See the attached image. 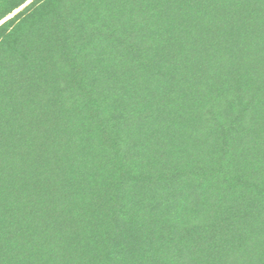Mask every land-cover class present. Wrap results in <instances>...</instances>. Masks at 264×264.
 <instances>
[{"label": "trees", "instance_id": "obj_1", "mask_svg": "<svg viewBox=\"0 0 264 264\" xmlns=\"http://www.w3.org/2000/svg\"><path fill=\"white\" fill-rule=\"evenodd\" d=\"M0 37V264H264V0H31Z\"/></svg>", "mask_w": 264, "mask_h": 264}, {"label": "rangeland", "instance_id": "obj_2", "mask_svg": "<svg viewBox=\"0 0 264 264\" xmlns=\"http://www.w3.org/2000/svg\"><path fill=\"white\" fill-rule=\"evenodd\" d=\"M16 9H14V10H16ZM10 14H8V15H10ZM13 15L10 16L9 19H12ZM28 23L29 22L27 21L21 27H19L15 31H13V33H11V35L7 39V44L11 45V44L15 43L18 38L22 37L24 28H26V24H28ZM11 27L12 26H9L8 30ZM0 41L2 42L1 37H0ZM0 65H2V44L0 47ZM90 77H91V81L93 83L97 84V89L95 88L93 90L92 95L94 98V103L97 105L99 111H101L102 113L107 115L109 117V119L110 118L112 119L114 117H119L121 119L120 120L121 124L114 123L115 127L113 126V123L110 124L109 131L111 132V134L115 135L116 137H117V135H116L115 131L119 132L120 136H119V138L117 137L119 140V143L123 144L125 152L129 154L131 152L133 146H134L133 144L129 143V139L133 138L134 134L136 133V131L138 129V126L135 123L133 124L131 116L123 115L122 110L118 107V103H117L118 101L111 94L110 87L112 85V82L115 81L114 76L104 75L101 73L97 74V73L93 72L92 75H90ZM126 140H128V141H126ZM123 153H124V151H123Z\"/></svg>", "mask_w": 264, "mask_h": 264}, {"label": "water", "instance_id": "obj_3", "mask_svg": "<svg viewBox=\"0 0 264 264\" xmlns=\"http://www.w3.org/2000/svg\"><path fill=\"white\" fill-rule=\"evenodd\" d=\"M29 3V0L26 2V3H24L22 6H20V7H18L16 10H14L13 12H11V14L10 15H8V16H6V17H4L3 19H1L0 21H6L7 19H9L10 18V16H12L13 14H15L16 12H18V9L19 10H21V8H23L25 5H27ZM7 18V19H6ZM1 24V23H0Z\"/></svg>", "mask_w": 264, "mask_h": 264}, {"label": "snow or ice", "instance_id": "obj_4", "mask_svg": "<svg viewBox=\"0 0 264 264\" xmlns=\"http://www.w3.org/2000/svg\"><path fill=\"white\" fill-rule=\"evenodd\" d=\"M29 2H31V0H29ZM18 11H19V9H18ZM7 19V18H6ZM6 21H0V23H5Z\"/></svg>", "mask_w": 264, "mask_h": 264}]
</instances>
